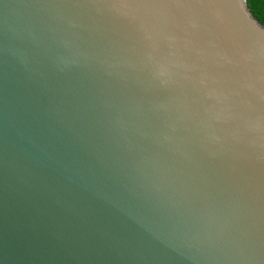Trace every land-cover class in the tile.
Wrapping results in <instances>:
<instances>
[{
	"label": "water",
	"instance_id": "water-1",
	"mask_svg": "<svg viewBox=\"0 0 264 264\" xmlns=\"http://www.w3.org/2000/svg\"><path fill=\"white\" fill-rule=\"evenodd\" d=\"M0 264H264L246 0H0Z\"/></svg>",
	"mask_w": 264,
	"mask_h": 264
},
{
	"label": "trees",
	"instance_id": "trees-1",
	"mask_svg": "<svg viewBox=\"0 0 264 264\" xmlns=\"http://www.w3.org/2000/svg\"><path fill=\"white\" fill-rule=\"evenodd\" d=\"M246 1L251 13L255 17V19H257L260 23V18L264 16V0H246Z\"/></svg>",
	"mask_w": 264,
	"mask_h": 264
},
{
	"label": "clouds",
	"instance_id": "clouds-1",
	"mask_svg": "<svg viewBox=\"0 0 264 264\" xmlns=\"http://www.w3.org/2000/svg\"><path fill=\"white\" fill-rule=\"evenodd\" d=\"M260 23H261L262 25H264V16H262V17L260 18Z\"/></svg>",
	"mask_w": 264,
	"mask_h": 264
}]
</instances>
